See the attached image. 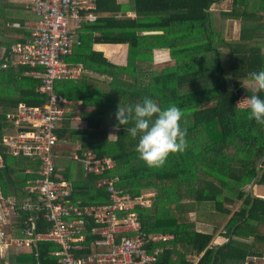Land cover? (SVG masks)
Instances as JSON below:
<instances>
[{
    "label": "trees",
    "instance_id": "trees-1",
    "mask_svg": "<svg viewBox=\"0 0 264 264\" xmlns=\"http://www.w3.org/2000/svg\"><path fill=\"white\" fill-rule=\"evenodd\" d=\"M223 1L95 0V19L78 30L81 45L66 58L82 64L88 75L55 84L57 93L83 102V123L66 117L57 130L59 144L69 141L80 146L78 153L92 151L115 163L101 174H85L71 158L72 149L57 148V174L71 189L67 199L83 206L109 204L107 187L97 185L113 178L133 197L154 191L153 205L136 210L144 231L173 236L151 246L162 250L156 264H264V198L245 190L264 186V125L248 120V110L236 108L241 96L254 94L246 86L249 73L264 70V0H229L228 10L213 9ZM29 12L23 4L0 0V50L5 48L0 63L13 44L33 38L30 27L14 26H23ZM235 22L239 35L232 37ZM97 44L127 45L126 64L114 63L95 49ZM158 50L168 51L172 64L157 67ZM32 70H0V178L15 191L20 222L29 215L21 210L30 197L24 187L40 177V162L13 156L4 136L15 130L7 114L20 103L46 102L38 92L42 80ZM256 94L264 99V91ZM144 98L162 108L174 104L185 113L181 126L187 129V149L171 155L163 168H149L136 151L139 137L133 139L123 126L117 130L118 106H134ZM112 128L115 137L109 139ZM198 204L215 208L214 218L204 225L208 230L199 229L193 219L200 213ZM50 226L41 218L35 233ZM218 235L223 243H214ZM32 249L22 261L61 264L56 255L60 245L40 241ZM90 252L89 247L79 255Z\"/></svg>",
    "mask_w": 264,
    "mask_h": 264
},
{
    "label": "built area",
    "instance_id": "built-area-1",
    "mask_svg": "<svg viewBox=\"0 0 264 264\" xmlns=\"http://www.w3.org/2000/svg\"><path fill=\"white\" fill-rule=\"evenodd\" d=\"M25 3L36 16L33 38L13 44L9 57L0 63V70L9 66L42 68L38 74L42 80L38 92L47 98L42 105L20 103L15 113L7 114L15 125V130L4 136L10 153L40 162V177L24 187L30 197L22 209L30 215L24 220L23 236L13 244L22 247L40 241L56 243L62 248L56 252L61 264H156L162 250H150L151 246L173 240V236L144 231L136 210L151 207L155 193L133 197L116 186L117 178L108 179L105 184L110 203L81 207L65 200L68 182L58 176L55 167L57 130L68 116L73 122H81L83 112V102L57 93L55 84L88 75L82 64H71L66 58L81 45L78 30L93 18L95 0H26ZM73 156L86 172L102 173L115 166L110 157L100 158L92 151ZM6 205L15 206V203L9 201ZM41 218L51 226L45 232L35 233ZM90 219L97 224L89 228L96 236L95 245L109 249L78 255L83 251L85 227ZM117 234H121L118 239Z\"/></svg>",
    "mask_w": 264,
    "mask_h": 264
},
{
    "label": "clouds",
    "instance_id": "clouds-1",
    "mask_svg": "<svg viewBox=\"0 0 264 264\" xmlns=\"http://www.w3.org/2000/svg\"><path fill=\"white\" fill-rule=\"evenodd\" d=\"M246 83L254 94L238 101L236 108L248 110V120L264 125V99L256 94L264 91V70L249 73ZM115 116L117 130L123 126L133 139L139 137L136 151L149 168H163L171 155L187 149V129L181 126L185 113L174 104L162 108L155 100L144 98L134 106L120 104ZM129 124L133 126L125 127Z\"/></svg>",
    "mask_w": 264,
    "mask_h": 264
},
{
    "label": "crops",
    "instance_id": "crops-1",
    "mask_svg": "<svg viewBox=\"0 0 264 264\" xmlns=\"http://www.w3.org/2000/svg\"><path fill=\"white\" fill-rule=\"evenodd\" d=\"M8 1L11 2V3H14V4H18V5L19 4H23L26 9L30 10L28 15L26 16V21L24 22L23 26L20 25L19 23H15L14 26L15 27H19V28L30 27L32 29V31H33V26H34V24L36 22V16L33 13V11L28 7L27 3H25L26 0H8ZM118 1L120 3H126L128 0H118ZM227 1H228V4H229L230 1L229 0H227ZM223 2L225 3L226 1H223ZM229 8L230 7L226 8L225 10H228ZM91 13H93V12L91 11ZM93 19H95V15L94 14H93V18L91 20H93ZM91 20H89V21H91ZM86 22H88V21H86ZM236 26H239L238 22H235V27ZM16 43H18V42H16ZM106 47H117V48L125 47L126 48L127 45H103V44L95 45V49L99 50V51H102V52H104V48H106ZM158 51H161V50H158ZM162 51H165V50H162ZM104 53H105L106 57L109 58V56H107V53L106 52H104ZM4 54H5V48H2L0 50V57L4 56ZM109 59H111V58H109ZM111 60L114 63H117L113 59H111ZM117 64H120V63H117ZM42 71H43L42 68H36V69H33L30 73L32 75H35V76L40 78V76L38 74L42 73ZM75 123L81 124L83 122L81 121V122H75ZM12 132L13 131H9V132L7 131L6 134H8V133L10 134ZM59 147H60V145H59V142H58L57 148H59ZM57 148H56V150H57ZM78 148H80L79 145L74 146V148L72 149V154H71V158H73L77 162H79V161L76 160L73 155L78 153V151H80V150H78ZM55 156H56V151H55ZM0 166L3 167V161H2L1 157H0ZM83 170H84V168H83ZM90 173H93V172H86L85 171V174H90ZM94 174H101V173H94ZM58 176L62 177L60 174H58ZM106 180H108V179H104V180L99 181L97 186L104 185L106 187V184H105ZM5 186H6V184L4 185L3 184V180L0 178V264H34L33 262L22 261L21 257L23 255L30 254L32 252V250H33L32 246L35 245L36 243L32 244L30 246H22V247H18V246L13 244V241L15 239L21 238V237L18 236V233L20 231H23L24 220L29 217L30 213H29V215L26 218H23V220L20 222L21 214H20V211L18 210V207H17L18 200H17V197L15 196V191H14L13 187L11 188L10 186H8V184H7L6 187ZM69 186H70V184L68 182V186H66L67 194L64 196L65 200H67V201H70V200L67 199L68 196L70 195V192H71V189L69 188ZM145 193H155V192L154 191H146V192H144L142 194H145ZM9 201H11V202L13 201L15 203V206H7L6 202H9ZM71 203H73V202H71ZM73 204L81 206V207H93L94 206V205L93 206H83L81 204H76V203H73ZM102 205H107V204H102ZM95 206H99V205H95ZM21 210H22V204H21ZM96 225L97 224L92 219H90L88 221V224L85 227L86 239H85V241L83 243V250L90 247V250H91L90 253H92L93 251H102V250L103 251H108V249H109L108 247L101 248V247H97L95 245L94 242H95L96 236L92 235L90 233L89 228L93 227V226H96ZM120 236H121V234H117V239ZM89 238H92L90 246L87 245V242H88ZM224 241H225L224 237L217 236L215 241H214V243L220 244V243H223ZM7 243H8V245L6 247ZM154 244H157V243H154ZM153 249H156V248H154V246H153L152 250ZM81 252H79V253H81ZM79 253H78V255H79ZM90 253H88V254H90Z\"/></svg>",
    "mask_w": 264,
    "mask_h": 264
},
{
    "label": "rangeland",
    "instance_id": "rangeland-1",
    "mask_svg": "<svg viewBox=\"0 0 264 264\" xmlns=\"http://www.w3.org/2000/svg\"><path fill=\"white\" fill-rule=\"evenodd\" d=\"M227 3V4H226ZM231 7L230 3L228 4V1H226L225 3L223 2V4H219L214 6L213 9H217V10H225L226 8ZM239 35V26L234 25V30L232 31V37H236ZM128 47V46H127ZM125 47H106L104 48V52L107 53V56H109V58L113 59L115 62L120 63L125 65L127 62V57H128V48ZM172 64V61L170 59L169 56V52L168 51H155V65L157 67H163L165 65H170ZM246 86L248 88L251 89V86L248 85L246 83ZM242 98H245V96H241L239 98L238 101H240ZM238 103V102H237ZM111 138L115 137V130L112 128L111 129ZM60 148L62 149H73L74 146L69 142H61L60 144ZM246 192H252V194L254 195H264V187L263 186H259V185H248L245 188ZM240 204L238 203L234 208L233 211H236L239 208ZM214 207L212 205L209 204H198L197 206V210H198V215L194 214L193 215V219L198 223V228L202 229V230H208L204 227V225H206V222H211L212 218H214L213 216H210V213H212L214 211ZM219 216H216V218H218ZM227 219H224V222L222 224V227L220 228L219 231H224V227L223 225L226 223ZM221 236V235H218Z\"/></svg>",
    "mask_w": 264,
    "mask_h": 264
}]
</instances>
